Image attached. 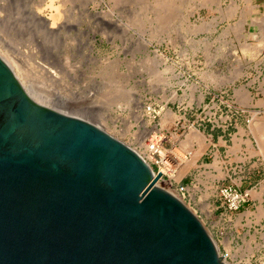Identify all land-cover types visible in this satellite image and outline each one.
Masks as SVG:
<instances>
[{
  "label": "rangeland",
  "instance_id": "rangeland-1",
  "mask_svg": "<svg viewBox=\"0 0 264 264\" xmlns=\"http://www.w3.org/2000/svg\"><path fill=\"white\" fill-rule=\"evenodd\" d=\"M56 5L54 21L50 0H0V54L28 93L139 152L160 128L173 176L159 186L194 213L226 264H264V0ZM151 102L162 109L154 121ZM224 188L248 195L230 207Z\"/></svg>",
  "mask_w": 264,
  "mask_h": 264
},
{
  "label": "water",
  "instance_id": "water-1",
  "mask_svg": "<svg viewBox=\"0 0 264 264\" xmlns=\"http://www.w3.org/2000/svg\"><path fill=\"white\" fill-rule=\"evenodd\" d=\"M132 147L34 100L0 57V264H226Z\"/></svg>",
  "mask_w": 264,
  "mask_h": 264
},
{
  "label": "built area",
  "instance_id": "built-area-1",
  "mask_svg": "<svg viewBox=\"0 0 264 264\" xmlns=\"http://www.w3.org/2000/svg\"><path fill=\"white\" fill-rule=\"evenodd\" d=\"M161 110L162 109H160V107H158L157 104L156 103H153V102L148 103L145 106L146 115L152 121L160 118ZM163 138H164V136L161 137V138H158L159 139V142H160V147H158V142H156V137L154 139L150 138L148 140V150H147V153L144 154V156H145L144 159L149 164L151 163V164L157 165V167H158V170L157 171H160V166L163 164V158H162V156L159 153V149L162 148ZM164 175H166V173H162V177ZM162 177L160 179H162ZM177 191L181 195L184 196V194L187 192V189L184 186L180 185L178 187ZM222 191L225 192V193H227L229 195L230 201H231V204H229L230 207H235L239 202L244 201L245 200V197L248 195V193H246V192H242L241 193V192L236 191L235 189L232 190V189H226V188H224ZM221 255H222V258L223 259H225L226 256H227L226 254H225L224 257H223V254H221Z\"/></svg>",
  "mask_w": 264,
  "mask_h": 264
},
{
  "label": "bare ground",
  "instance_id": "bare-ground-1",
  "mask_svg": "<svg viewBox=\"0 0 264 264\" xmlns=\"http://www.w3.org/2000/svg\"><path fill=\"white\" fill-rule=\"evenodd\" d=\"M58 1L59 0H50V5L53 7V8H56V9H54V10H56V12L55 13H52V14H54L52 17H53V20L55 21V20H58V18H60L61 17V15L63 14H60V11L63 9H59V7H58V5H60V4H58V5H56L57 3H58ZM61 1V0H60ZM69 0H67V2H68ZM135 1V0H134ZM64 2H66V1H64ZM61 3V2H60ZM46 4V3H45ZM64 4V3H63ZM66 4V3H65ZM38 7V6H37ZM42 7V6H41ZM40 8V7H39ZM17 9V8H16ZM37 9V8H36ZM39 10V9H38ZM62 12V11H61ZM56 24V23H55ZM0 57L8 64V66L11 68V70L13 71V73L15 74V76H16V78L18 79V81L20 82V84L24 87V89L26 90V88H25V86L23 85V83L20 81V79L18 78V76H17V74L15 73V71L13 70V68H12V66L10 65V63L0 54ZM22 69V68H21ZM27 72V71H26ZM27 91V90H26ZM27 92H29V91H27ZM29 95H30V93H28ZM32 95V94H31ZM30 95V96H31ZM32 97V96H31ZM33 98V97H32ZM34 100H36L37 102H40V101H38L37 99H35V98H33ZM40 103H42V102H40ZM44 104V103H43ZM59 110V109H58ZM61 110V109H60ZM68 114H69V112H68ZM73 114V113H72ZM82 116V115H81ZM161 127L162 128H164V125L163 124H161ZM164 130V129H163ZM147 134H148V137H147V135H146V137L145 138H148V140L150 139V138H152V139H154L155 137H156V142H158V147H160V142H159V139L158 138H161V137H163V133H161V130H160V128H156V126H153L151 129H149V130H147ZM157 135V136H156ZM198 137V134H196L195 135V137ZM144 138V140L140 143L141 144V147H142V149H143V152H139L138 150H136L143 158L145 157L144 156V154H146L147 153V150H148V140L146 141V139ZM144 141H146V143L144 142ZM143 143H145V144H143ZM144 145V146H143ZM164 149V148H163ZM162 148H160L159 149V153H160V155L162 156V158H163V164L160 166V171L162 172V173H170V171H171V169H172V167H171V164H170V162L168 161V151L167 150H163ZM162 152H163V154H162ZM170 160V159H169ZM163 168V169H162ZM166 168V169H165ZM172 176L173 175H170L169 174V177L170 178H172ZM179 177V176H178ZM173 178H175V177H173ZM176 179V178H175ZM159 181L160 180H158L157 181V185H159ZM166 181V180H165ZM172 194H174L173 192H172ZM175 195V194H174ZM176 196V195H175ZM216 245H217V243H216ZM217 247H218V245H217ZM226 255H229V254H227L226 253ZM225 256V254H223V257ZM224 261L226 262V260L224 259Z\"/></svg>",
  "mask_w": 264,
  "mask_h": 264
}]
</instances>
